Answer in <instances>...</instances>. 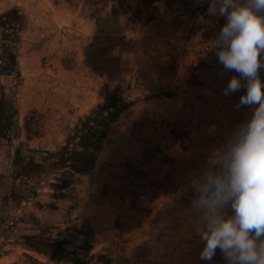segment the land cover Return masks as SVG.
<instances>
[{
  "label": "rangeland",
  "instance_id": "rangeland-1",
  "mask_svg": "<svg viewBox=\"0 0 264 264\" xmlns=\"http://www.w3.org/2000/svg\"><path fill=\"white\" fill-rule=\"evenodd\" d=\"M13 7L24 15L32 10H72L77 17H84V22L89 19L93 24H104L100 30L107 33L103 35H86L70 27H59L69 30L81 47L104 38L99 46H89L88 68L97 73L104 90L97 106L114 95L132 105L143 98L175 91L191 103L188 107L194 109L192 113H197H185L197 118L195 124L191 121L171 129L172 135H182L172 148L177 154H186L190 142L193 144L197 137L207 138L210 130L221 143L250 114L248 108L235 107L240 92L223 94L235 73L223 72L209 49L225 20L207 16V0L202 4L197 0H0V14ZM198 16H203L204 23H197ZM40 28L26 22L20 34V76L0 74V84L17 111L16 130L0 138V247L7 251L0 256V264L17 263L24 252L47 264H59L20 245L21 236L35 234L39 228L54 233L70 229L74 246L81 240L89 241L92 254L110 259L93 264H225L219 251L211 262L200 259L203 245L196 234L197 225L188 213L193 198L190 180L194 174L179 178L176 171L179 161L185 163L192 158L178 156L176 160L157 147H147L142 150V159L147 150H152V158L169 166L168 174L163 175L161 169L152 171L145 165V158L136 165L129 153L133 143L129 138L117 137L111 129L114 124L93 169L75 176L66 189L52 186L59 174L48 168L51 161L43 164L44 171L15 179L25 162L15 163L16 150L24 158H37L41 152L54 150L64 140L70 123L78 119L77 115H69L70 107L61 104L62 98L54 96L50 71L54 63L48 52L52 43L40 38ZM73 59L61 62L69 67ZM260 75L264 78V71ZM157 81L159 88L154 85ZM181 99L178 97L180 103ZM224 114H229L227 123L218 120ZM180 167L186 169L183 163ZM31 188L36 189L34 199L24 197ZM12 190L24 200L9 198Z\"/></svg>",
  "mask_w": 264,
  "mask_h": 264
},
{
  "label": "clouds",
  "instance_id": "clouds-1",
  "mask_svg": "<svg viewBox=\"0 0 264 264\" xmlns=\"http://www.w3.org/2000/svg\"><path fill=\"white\" fill-rule=\"evenodd\" d=\"M207 4V16L225 20L209 49L223 72L235 73L223 94L240 92L235 107L250 114L192 176L188 213L203 245L202 261L211 262L219 251L225 264H264V0ZM197 23H204L203 16Z\"/></svg>",
  "mask_w": 264,
  "mask_h": 264
},
{
  "label": "crops",
  "instance_id": "crops-1",
  "mask_svg": "<svg viewBox=\"0 0 264 264\" xmlns=\"http://www.w3.org/2000/svg\"><path fill=\"white\" fill-rule=\"evenodd\" d=\"M84 21V17H77L72 10H32L26 15L28 26L35 25L37 28L41 27L40 30H43H39L38 32H46L49 37L54 28L57 27H70L86 35H103L107 33L105 29L100 30V27H105L100 21L96 22V24L91 23L89 19H86V22ZM91 25L96 29L94 27L90 28ZM103 39L104 38L101 37L94 43L87 42V44H83L82 47L78 46L76 56L71 61L69 67H65L61 61H58L51 54V51H48L50 55L53 56L52 62L54 63V67L50 69L53 75V79L51 80L54 81L55 87H53L56 90L54 96L62 98V100H60L61 104L70 107L71 112L69 115L72 117L77 115L78 118H80L88 114L87 110L96 107L101 101L104 92L102 87L103 84L98 79L97 73L91 72L88 68V58L91 56V49H89V46L95 43V47L97 45L99 46ZM51 43L53 46H56L58 43L57 39L54 38ZM174 93L175 91L170 92L169 94L171 95H169L164 92L156 96L153 95V97H148L147 99L143 98L137 100L120 116L111 129H114L117 137L119 136L123 140L126 138L131 140L133 145L130 146L129 153L132 155V159L135 158L134 161L137 163L136 165H140L144 160L142 159V150L147 147H157L162 153L167 152V154L174 155L176 160L178 156H180L181 159L182 157L184 159H188V157L192 158V160L185 161V163L184 161H177L176 171L177 173L179 172L177 176L183 178L192 176V174H195L204 166L209 151L211 148L213 149L219 146L220 140L217 139L215 134L212 133V130H210L207 134V138L197 137L193 144L190 142L191 148L186 154H180L181 151L177 154V151H173L175 144L180 140L182 135L178 136V133L172 135L170 133L172 131L171 129H178L183 127L186 123L189 124L191 121L195 124L197 121L196 117L185 114L187 112L197 116V113H192L194 109L191 108V106L188 107L191 103L182 100V97ZM178 97L181 99V103ZM63 98L65 100H63ZM198 111L201 113V108H199ZM224 115H226V120ZM224 115L220 116V119H218L221 123H227L228 121L229 114ZM198 116L200 118L202 117L201 114H198ZM77 120L78 119H76L75 122ZM75 122L70 123L67 128H71ZM175 132H178V130H175ZM211 133L213 135L209 137ZM62 142L63 140L60 142L59 146L54 147V150L50 151L57 150ZM203 143L206 144V146H210V149L203 146ZM151 159L152 162L146 160L145 165H149L152 171L153 168L156 172L161 169L162 171L160 172H163V175L168 174L167 169L169 166L165 162L159 161L160 159L158 160V158ZM182 163L186 169L180 167ZM169 173L172 174L171 172ZM181 174L183 175L182 177Z\"/></svg>",
  "mask_w": 264,
  "mask_h": 264
},
{
  "label": "trees",
  "instance_id": "trees-1",
  "mask_svg": "<svg viewBox=\"0 0 264 264\" xmlns=\"http://www.w3.org/2000/svg\"><path fill=\"white\" fill-rule=\"evenodd\" d=\"M26 25V17L18 8L13 7L0 14V70L3 75L8 71L14 72L19 77L18 70V44L20 34ZM264 58V54H262ZM12 75V76H13ZM130 104L121 96L114 95L106 98L101 105L92 108L88 114L78 118L71 128L66 129L63 144L55 151L41 152L40 156L24 158L19 150L15 151V163L25 160L19 169L15 179L28 178L35 173L44 171L43 164L51 161L50 168L55 171L56 178L52 186L64 190L69 187L75 176L89 173L96 161V156L102 149L109 128L118 121L120 116L128 110ZM16 108L12 101L6 97L5 89L0 84V138H5L8 133L16 130ZM26 131L30 133L26 126ZM23 157V158H22ZM27 160V161H26ZM36 189L31 188L24 197L36 198ZM12 200H24L22 195L12 190L9 193ZM31 220L38 221L34 216ZM70 229L54 233L45 228H39L35 234L21 236V246L28 252L35 253L44 258L56 261L59 264H93V262L107 263L109 258L102 254H92L89 241L81 240L77 246L70 242L73 237ZM69 234V235H68ZM71 234V235H70ZM7 251L0 247V256L6 255ZM14 264H47L32 255L24 252L22 259Z\"/></svg>",
  "mask_w": 264,
  "mask_h": 264
},
{
  "label": "built area",
  "instance_id": "built-area-1",
  "mask_svg": "<svg viewBox=\"0 0 264 264\" xmlns=\"http://www.w3.org/2000/svg\"><path fill=\"white\" fill-rule=\"evenodd\" d=\"M39 36L41 39L45 41H52L54 38L57 39V45L53 46L52 44L49 45L48 51H51L52 55L57 59V60H71L76 56L77 53V48H78V40L76 37L69 31V30H64L62 28H54L53 32H51L50 37L46 36L44 32H40ZM81 46V45H79ZM156 88H159L160 82L157 81L154 83ZM152 154V155H151ZM154 152L152 150H147L144 154L143 157L146 160H149L152 158ZM143 158V159H144Z\"/></svg>",
  "mask_w": 264,
  "mask_h": 264
},
{
  "label": "water",
  "instance_id": "water-1",
  "mask_svg": "<svg viewBox=\"0 0 264 264\" xmlns=\"http://www.w3.org/2000/svg\"><path fill=\"white\" fill-rule=\"evenodd\" d=\"M0 74H4L2 70H0ZM6 74H7L8 76H12V75L14 74V72H10V71H8Z\"/></svg>",
  "mask_w": 264,
  "mask_h": 264
}]
</instances>
